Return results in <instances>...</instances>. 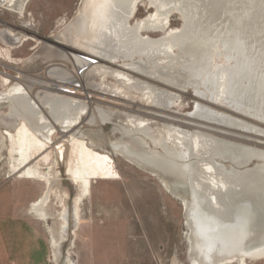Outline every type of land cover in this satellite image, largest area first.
<instances>
[{"label": "bare ground", "instance_id": "1", "mask_svg": "<svg viewBox=\"0 0 264 264\" xmlns=\"http://www.w3.org/2000/svg\"><path fill=\"white\" fill-rule=\"evenodd\" d=\"M32 1L0 0V6L22 16ZM141 4L149 14L131 23ZM175 15L180 25L172 29ZM65 25L62 43L46 42L35 57L22 62L27 71H45L41 77L49 72V82H28V72L16 82L0 81V108L8 106L7 113L0 112V129L10 145V168L21 179L47 186L32 207L40 221L50 216L51 194L59 197L60 185L52 154L36 165L31 161L53 140L56 125L68 132L67 171L78 195L73 215L60 198L62 210L50 241L54 264H74L63 247L71 218L78 228L92 182L118 177L112 157L89 145L94 140L88 132L76 129L89 103L72 95L74 87L163 109L178 106L182 91L192 90L211 101H197L196 117L264 135V126L214 107H228L264 124V0H82ZM7 30H0V53L14 60L11 50L33 35L18 26ZM146 118L130 108L97 106L88 120L92 126L97 120L112 123L122 135L112 149L158 177L183 202L191 264L264 260V147Z\"/></svg>", "mask_w": 264, "mask_h": 264}, {"label": "rangeland", "instance_id": "2", "mask_svg": "<svg viewBox=\"0 0 264 264\" xmlns=\"http://www.w3.org/2000/svg\"><path fill=\"white\" fill-rule=\"evenodd\" d=\"M81 2L82 0H33L22 16L0 6V30H7V26H18L30 31L33 36L36 35V38L31 36L27 43L16 42V46L10 52L14 60H9L0 53V81L3 82L2 77H5L11 82H16L15 78L28 72L30 76L28 82L38 80L36 78L49 82L51 78L49 72L46 77H41L45 71H27L23 63L35 57V53H38L46 42L62 43L60 32L65 29L66 23L74 19ZM149 12L150 9L141 4L131 23L143 19ZM171 21L172 29L179 27L180 19L176 15ZM78 86L74 87L76 92L72 95L87 101L89 108L76 129L88 132V136L94 140L92 142L88 139L89 145L112 157L118 177L113 181L92 182L91 194L81 204V218L77 229L74 228L71 218V233L68 242L64 244V254L70 252L74 264H191L190 228L183 202L172 195L158 177L131 163L112 149V144L122 139V135L115 131L116 127L112 123L102 124L97 120L92 126L89 117L95 114L97 106L113 109L130 108L136 111V115L151 117L160 124L171 121L183 127L217 134L254 146L264 147V135L210 123L196 117L194 113L197 101L201 100L204 103L211 101L198 97L192 90L181 92L178 106L163 109L141 102L140 99L128 100L94 89L84 91L82 86ZM54 87L56 90L58 86L51 89L54 90ZM1 89L5 91L6 86ZM214 107L264 126L248 116L235 113L228 107L220 108L216 105ZM43 109L48 113L47 108ZM7 111V104H2L0 112ZM56 129L48 147L31 161L32 166L36 165L49 153L56 164L60 185L57 193L60 195L57 197L55 192L51 194L48 207L52 215L50 213L45 221H40L32 207L42 199L46 183L40 180L21 179L18 174L12 172L11 152L10 148L8 149L10 145L8 139L3 137L6 131L0 129V221L19 219L32 222L50 238V241L52 232L58 226L55 216L62 210L60 198L66 199L69 211L73 215L78 195V189L70 180L67 171L71 143L69 138L64 136L68 132H64L57 125ZM61 152L63 157L60 155ZM71 241L75 242L74 248L70 246ZM51 264H54L52 259ZM247 264H264V260L248 261Z\"/></svg>", "mask_w": 264, "mask_h": 264}, {"label": "crops", "instance_id": "3", "mask_svg": "<svg viewBox=\"0 0 264 264\" xmlns=\"http://www.w3.org/2000/svg\"><path fill=\"white\" fill-rule=\"evenodd\" d=\"M51 255L50 238L34 223L0 221V264H51Z\"/></svg>", "mask_w": 264, "mask_h": 264}, {"label": "water", "instance_id": "4", "mask_svg": "<svg viewBox=\"0 0 264 264\" xmlns=\"http://www.w3.org/2000/svg\"><path fill=\"white\" fill-rule=\"evenodd\" d=\"M88 61L91 62V63H97V61L94 60V59H88Z\"/></svg>", "mask_w": 264, "mask_h": 264}]
</instances>
